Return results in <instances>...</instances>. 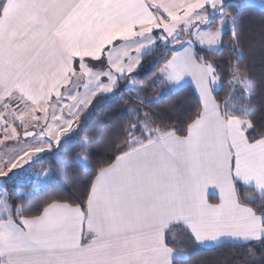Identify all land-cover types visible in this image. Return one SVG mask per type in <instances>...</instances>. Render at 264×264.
Returning a JSON list of instances; mask_svg holds the SVG:
<instances>
[{
  "label": "snow or ice",
  "instance_id": "snow-or-ice-1",
  "mask_svg": "<svg viewBox=\"0 0 264 264\" xmlns=\"http://www.w3.org/2000/svg\"><path fill=\"white\" fill-rule=\"evenodd\" d=\"M235 6L225 0H0V131L19 147L0 159V264H189L190 257L177 260L188 254L166 241L174 225L199 246L242 240L264 248V125L257 132L250 118L255 77L233 65V92L218 102L221 77L196 50L218 53L227 30L237 51L236 18L226 14ZM162 45L180 47L174 54L168 49L159 83L182 90L190 78L198 93L199 111L189 117L186 134L158 127L137 110L122 133L120 155L91 180L85 206L51 200L30 214L28 205L13 201L22 179L13 170L59 146L121 82L132 85L142 56ZM133 95L145 104L165 98ZM238 184L252 190L247 203ZM209 188L218 190L219 203L208 202Z\"/></svg>",
  "mask_w": 264,
  "mask_h": 264
},
{
  "label": "trees",
  "instance_id": "trees-1",
  "mask_svg": "<svg viewBox=\"0 0 264 264\" xmlns=\"http://www.w3.org/2000/svg\"><path fill=\"white\" fill-rule=\"evenodd\" d=\"M236 5L226 9V14L236 18L235 31L237 51L233 46L232 32L223 36V44L218 53L210 52L197 45L196 50L204 59L213 63L220 75V88L214 91L218 102L230 99L233 85L232 66L239 65L242 73L255 77L254 91L251 100L253 123L264 125V10L243 5L240 0H231ZM162 45L146 55L141 68L131 74L135 77L129 87L128 81L121 82L120 89L106 99L94 103L78 121L74 133L63 139L59 146L34 161L31 166L38 172H49V183L42 189L33 192L36 183L17 185L13 189L12 200L29 206L30 214H38L40 206L51 200L79 203L86 205L91 180L98 169L115 161L120 155L119 149L124 146L122 133L130 122L137 118V110L152 115L156 126L178 129L177 135L186 134L185 125L190 122L192 113L199 111L198 98L191 86L182 90L170 91L168 85L160 84V70L171 59V54ZM166 51V52H165ZM175 49H172V54ZM133 92L143 100L165 98L159 103L145 104L138 101ZM143 118L142 116L140 117ZM83 156L85 163L76 159ZM240 199L244 202L252 190L237 185ZM24 191L25 196H17L16 192ZM249 206L257 205L249 203ZM29 214V213H26ZM167 242L176 252H185L180 261L189 260V264H264V248L259 243L236 245L223 244L211 249L198 247L181 226L173 227L167 234ZM255 253V259L252 258Z\"/></svg>",
  "mask_w": 264,
  "mask_h": 264
},
{
  "label": "rangeland",
  "instance_id": "rangeland-1",
  "mask_svg": "<svg viewBox=\"0 0 264 264\" xmlns=\"http://www.w3.org/2000/svg\"><path fill=\"white\" fill-rule=\"evenodd\" d=\"M230 1L231 0H225V3H230ZM240 1H241V4H243V5L257 7V8L264 10V0H240ZM218 19L219 18H217V23L213 24V26L215 28L218 26ZM228 32L229 31L226 30V33H228ZM184 39L185 40L191 39V36L190 35L185 36ZM177 46H179V45H169V46H166L167 48L165 50L168 51L169 48H171V50H172L173 48H176ZM200 47H202V46H200ZM216 88L217 89L220 88V81L218 82ZM17 131L20 132L21 134L23 132V130L19 129V128L17 129ZM73 133L74 132L70 133L69 136L72 135ZM63 139H66V138H61V141ZM21 143H23V141H21ZM55 147H57V145L53 144V147L50 151H46L45 153L40 154V158L43 157L45 154L52 152L55 149ZM18 150H19V147L16 145L15 141H12V140H7V141L1 140L0 141V159H4V160L10 159L15 155V151H18ZM40 158H38V159H40ZM38 159L30 161L29 164L24 165V168L22 170H15V169L13 170L14 172L20 171L22 173V179H21L20 183L18 184V186L36 183L35 187L33 188V192H36V191L44 188L49 183V180H50V173L49 172H45V174H48L47 176H41L39 174H41L42 172H38V171L33 170L32 166H31V164ZM79 161L82 164H86L85 161H81V160H79ZM29 168H30V173L27 172V170ZM10 175H11V173H10ZM3 179L4 178H0V180H3ZM9 187H10V185H9ZM22 192H24V191H22ZM183 258H185V257L183 256Z\"/></svg>",
  "mask_w": 264,
  "mask_h": 264
},
{
  "label": "crops",
  "instance_id": "crops-1",
  "mask_svg": "<svg viewBox=\"0 0 264 264\" xmlns=\"http://www.w3.org/2000/svg\"><path fill=\"white\" fill-rule=\"evenodd\" d=\"M212 28H215L213 25L211 26ZM165 48H167L166 46H164ZM180 46H177L176 48H174L175 49V51H176V49H178ZM207 50V49H206ZM175 51L173 52V54L175 53ZM134 54V53H133ZM149 54V53H148ZM147 54V55H148ZM146 55H144V56H142V58H141V64H142V60H143V58L145 57ZM141 68V66H138V68H137V71L139 70ZM136 71V72H137ZM133 74V73H132ZM186 86H191L192 88H193V90H194V92H195V94H196V96H197V98H198V93H197V90H196V87H195V83L193 82V81H191V79L190 78H186V81H185V83H184V85H183V88L184 87H186ZM168 88H169V90L170 91H177V90H180V89H177V88H175V87H173V86H171V85H168ZM217 88H215V90H216ZM1 140H4V137H3V132L2 131H0V141ZM239 185H242V184H239ZM243 186V185H242ZM245 187V186H244ZM247 188V187H246ZM208 202L209 203H211V204H217V203H219L220 201H219V197H218V190L217 191H214L213 189H211V188H209V194H208ZM176 226H180V225H174V226H171V229L173 228V227H176ZM182 227V226H181ZM183 228V227H182ZM183 230L187 233V234H189V236L191 237V235H190V233L188 232V231H186L184 228H183ZM170 231H166V233H165V236H166V241H167V234L169 233ZM194 241V240H193ZM195 242V241H194ZM253 243H258V242H256V241H250V242H245V241H229V242H227V243H225V244H236V245H247V244H253ZM195 244L198 246V247H200V248H203V249H211V248H215V247H218V246H212V245H207V246H199L196 242H195ZM175 251V250H174ZM183 259V256H177V260H182Z\"/></svg>",
  "mask_w": 264,
  "mask_h": 264
}]
</instances>
